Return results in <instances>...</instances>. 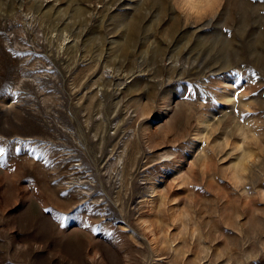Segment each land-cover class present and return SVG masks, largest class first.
I'll return each instance as SVG.
<instances>
[{"label":"rangeland","instance_id":"374dc122","mask_svg":"<svg viewBox=\"0 0 264 264\" xmlns=\"http://www.w3.org/2000/svg\"><path fill=\"white\" fill-rule=\"evenodd\" d=\"M0 0V264H264V0Z\"/></svg>","mask_w":264,"mask_h":264},{"label":"bare ground","instance_id":"6f19581e","mask_svg":"<svg viewBox=\"0 0 264 264\" xmlns=\"http://www.w3.org/2000/svg\"><path fill=\"white\" fill-rule=\"evenodd\" d=\"M186 1L193 9L197 7L198 2L196 0H186Z\"/></svg>","mask_w":264,"mask_h":264}]
</instances>
